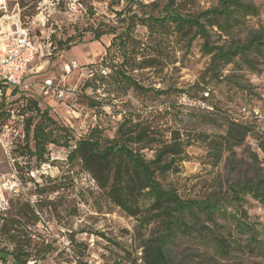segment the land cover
Instances as JSON below:
<instances>
[{
    "label": "rangeland",
    "instance_id": "374dc122",
    "mask_svg": "<svg viewBox=\"0 0 264 264\" xmlns=\"http://www.w3.org/2000/svg\"><path fill=\"white\" fill-rule=\"evenodd\" d=\"M16 1L9 0V11L20 13L22 23L29 24L40 49L30 66L25 89L13 92V88L0 85L1 107L9 111L0 116V210L16 196L2 186L11 173L22 183V199L33 202L36 208L37 199L49 201L47 207L39 209L38 229L54 251L38 264H76L78 259L86 264L141 263L140 245L155 237L160 228L157 222L141 228L138 225L137 218L145 214L148 202L139 201L136 217L129 215L108 199L91 174L81 168L78 158H67L75 142L95 127L104 137H114L124 118L149 124L164 137L169 129L189 135L223 133L229 120L251 127L232 158L213 163L205 144L196 142L186 148L187 158L180 162L179 171L162 177V186L182 198H227L226 208L216 215L217 224L201 220L192 235H178L165 247L172 264H264V203L246 194L241 205L235 206L231 198L237 181L253 178L255 172L264 176V155L258 147L264 141V62H259L257 71L230 64L224 70L228 78L204 80L203 90L190 89L189 96L181 91L201 81L209 61L201 51V39L188 45L166 34L163 40L150 41L147 29L138 25L134 35L144 45L139 58L152 56L156 62L150 68L131 71L146 88L135 91L107 75L100 78L96 72L112 35L97 41L93 40L94 31L116 25L110 19L113 16L107 0H24L26 4H19V9ZM217 1L178 0L176 8L184 14L193 13ZM252 1L260 7V14L248 19V30L264 31V0ZM89 5L93 15L87 10ZM67 41L72 46L60 49V43ZM71 61L78 68L68 70ZM90 70L98 82L91 78ZM45 80L63 89L64 97L45 95L40 90ZM155 90L166 92L157 94ZM27 98L37 100L40 108H47L59 127L66 129L57 130V143L46 146L48 159L44 163L25 151V143L33 147V142L23 135L18 110ZM66 140H70L69 147L64 145ZM143 154L152 157L149 150ZM40 182L42 186H38ZM41 187L45 188L42 193ZM238 220L250 228L241 230ZM214 236L222 237L224 251L217 249Z\"/></svg>",
    "mask_w": 264,
    "mask_h": 264
},
{
    "label": "trees",
    "instance_id": "16d2710c",
    "mask_svg": "<svg viewBox=\"0 0 264 264\" xmlns=\"http://www.w3.org/2000/svg\"><path fill=\"white\" fill-rule=\"evenodd\" d=\"M23 1L19 0L18 3L17 0L16 5L24 6L26 3ZM107 1L109 14L113 16L110 19L116 25L94 31L93 40L97 41L103 35H112L96 68L100 78H104L101 69L107 68V77L112 81L135 91H146L131 71L152 67L156 58L144 55L139 58L138 52L144 49V45L134 35L138 25L147 29L150 41L163 40L166 34H173L188 45L196 38L201 39V51L209 57V61L200 77L201 81L181 91L189 96L190 89L203 90L201 83L204 80L228 78L224 70L230 64L257 71L259 62H264V31L248 30L247 25L250 17L260 14V7L252 0H218L205 9L185 14L176 8L178 0ZM87 10L91 15L94 14L91 5L87 6ZM244 32L245 35L240 37ZM69 42L65 45L60 43L59 48L68 50L72 46ZM116 58L120 60L116 61ZM90 75L93 80L99 81L91 70ZM17 89L13 88L12 91ZM164 92L155 90L157 94ZM4 112L9 111H3L0 104V116ZM18 114L23 118L25 139L31 138L33 142V147L28 145V141L25 143V151L39 163L46 162V146L57 143V130L66 129L59 127L48 109H41L33 98L25 99ZM250 131L249 125L229 120L223 133L199 132L189 135L180 129H169L168 135L164 137L149 124L124 118L114 137H104L95 127L75 142L67 158H78L81 168L91 174L108 199L129 215L136 217L140 209L139 201L148 202L145 214L137 218L138 225L141 228L157 222L160 228L155 237L147 238L140 245V264H172L166 242L172 243L178 235H192L194 227L201 220L217 224L216 215L226 208L227 198H182L173 189L162 186V177L179 171L180 162L187 158L186 148L196 142L205 144L213 163L222 158H232L234 149L244 144ZM69 141L66 140L64 145L69 147ZM258 147L264 155V141ZM145 149L152 152L151 158L145 157ZM252 157L257 162L255 153ZM37 184L42 186L41 182ZM39 191L42 193L45 188L41 187ZM246 194L264 203V176L255 172L253 178L235 183L231 197L236 202L235 206L241 205ZM48 202L41 197L35 201L39 207L36 208V204L22 199L18 192L8 200V207L0 210V264H38L54 251L52 243L38 229L41 223L39 209L47 207ZM237 223L241 230L250 228L246 223H240V220ZM213 240L217 249L224 251L222 237L214 236ZM76 264L86 262L78 259Z\"/></svg>",
    "mask_w": 264,
    "mask_h": 264
},
{
    "label": "built area",
    "instance_id": "2783aa9c",
    "mask_svg": "<svg viewBox=\"0 0 264 264\" xmlns=\"http://www.w3.org/2000/svg\"><path fill=\"white\" fill-rule=\"evenodd\" d=\"M16 8L18 6L16 5ZM34 21H31L33 24ZM40 44L31 34L29 24H23L20 13L9 11L8 0H0V83L11 88H26L25 80L30 72L32 61L39 53ZM68 70L78 68V64L71 61ZM107 68L101 69L102 75H107ZM40 90L45 94L52 93L58 98L64 97V90L52 85L50 80H45ZM1 94V92H0ZM12 193L20 192L22 183L11 173L10 177L2 184Z\"/></svg>",
    "mask_w": 264,
    "mask_h": 264
}]
</instances>
